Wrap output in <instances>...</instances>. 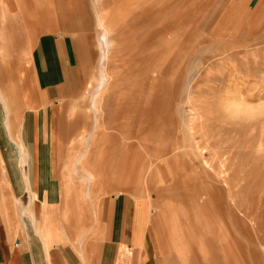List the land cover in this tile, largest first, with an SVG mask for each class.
I'll use <instances>...</instances> for the list:
<instances>
[{
  "label": "rangeland",
  "instance_id": "obj_1",
  "mask_svg": "<svg viewBox=\"0 0 264 264\" xmlns=\"http://www.w3.org/2000/svg\"><path fill=\"white\" fill-rule=\"evenodd\" d=\"M229 2L75 0L72 16L59 12L56 22L76 27L44 22L25 50L0 46L4 105L30 102L20 121L28 114L42 148L55 145L56 195L66 202L46 205L63 215L50 218L55 227L91 234L94 202L126 195L155 257L264 264V0ZM43 32L51 39L29 59ZM15 112L0 108V120L15 122ZM19 127L0 124V150L12 155L0 153V170H14L11 181L25 164Z\"/></svg>",
  "mask_w": 264,
  "mask_h": 264
},
{
  "label": "crops",
  "instance_id": "obj_2",
  "mask_svg": "<svg viewBox=\"0 0 264 264\" xmlns=\"http://www.w3.org/2000/svg\"><path fill=\"white\" fill-rule=\"evenodd\" d=\"M74 5L75 0H0V46L12 53L14 49L18 50L17 46L24 49L25 43H32L35 28L37 30L44 22L48 27L53 22L54 28L63 32L76 27L70 19L69 24L63 23L59 27L56 22L59 12L64 17L68 13L72 16L76 9ZM3 20L6 25H1ZM51 37L49 32L39 34L41 40L31 47L29 59L39 60L38 55L44 51L42 45ZM6 76H9L8 72L1 70L0 84L3 89L9 87V81L4 79ZM27 102L15 100V103L9 102L7 106L0 104V108L16 110L13 114L15 122L7 117L4 121L0 120V124L20 126L16 136L21 142V150H18L17 156L25 157V164L16 170V180H9L8 173L14 170L10 171L7 167L0 170L7 178L4 181L2 176L0 180V264H182L176 256L155 257L152 254L151 245L145 244L146 227L143 230L138 228L136 205L130 196L118 195L107 201L94 202L98 206L96 227L91 234L74 236L66 225L62 227L57 224L59 227H55L49 221L56 214L59 220H64L60 212H55L56 209L46 208L53 202L60 206L62 204L61 198L56 195L58 181L54 174L57 168H53L52 162L55 145L42 148L40 125L35 124L34 120L30 123L28 114L25 113L24 120L20 121L18 116H21L22 103L28 105L30 102ZM41 108L39 106L38 110ZM29 126H32V133ZM0 153L1 156H12L8 148L1 147ZM42 155L48 156L49 165L40 164ZM9 188L17 197V214L9 205ZM64 205L66 202H63ZM60 211H63V207H60ZM25 212L29 213V222H26ZM139 241L141 245H138Z\"/></svg>",
  "mask_w": 264,
  "mask_h": 264
},
{
  "label": "bare ground",
  "instance_id": "obj_3",
  "mask_svg": "<svg viewBox=\"0 0 264 264\" xmlns=\"http://www.w3.org/2000/svg\"><path fill=\"white\" fill-rule=\"evenodd\" d=\"M235 0H230V2H229V4L232 6V4H233V2H234ZM228 4V5H229ZM102 7V6H101ZM148 11V10H147ZM159 14V13H158ZM151 20V19H150ZM152 22V21H151ZM152 25V24H151ZM155 30V29H154ZM154 30H151V33L150 34H152L151 36H153L154 38H159V39H156L157 41H161V35L159 36V34H158V32H154ZM103 37H104V44H105V46L107 47L108 45H109V41L108 40H106V37H105V33H104V35H103ZM227 40V39H226ZM224 41V40H223ZM222 41V42H223ZM226 42V41H225ZM229 42V41H228ZM220 43H221V41H220ZM227 43V42H226ZM241 46H243V45H241ZM157 54V53H156ZM148 56H152V54H148ZM106 58H107V54L105 53V50H103L102 52H101V60H102V62L103 63H101L102 64V66L105 64V60H106ZM104 70V69H103ZM104 72V71H103ZM154 72V71H153ZM101 73H102V69H101ZM105 82H106V80H105V77L103 76V73H102V78L98 81V84H96V87H97V89H103V87H104V85H105ZM4 103V99H3V94L1 93V90H0V104H2V105H4L3 104ZM39 112H41L42 110L41 109H39L38 110ZM19 150V149H18ZM21 150V149H20ZM22 152V151H21ZM160 161V160H159ZM3 162V161H2ZM164 163V160H162L161 161V163H158V161L157 162H155V164H156V168L155 169H153V170H155V172H159L160 173V170H158L159 169V164H163ZM2 169V168H1ZM153 172V171H152ZM157 175V174H156ZM155 176V175H154ZM163 177V176H162ZM92 178V177H91ZM195 208H196V206H195Z\"/></svg>",
  "mask_w": 264,
  "mask_h": 264
}]
</instances>
